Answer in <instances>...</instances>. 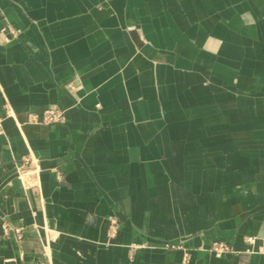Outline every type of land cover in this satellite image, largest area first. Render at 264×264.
Returning a JSON list of instances; mask_svg holds the SVG:
<instances>
[{
  "label": "crops",
  "instance_id": "1",
  "mask_svg": "<svg viewBox=\"0 0 264 264\" xmlns=\"http://www.w3.org/2000/svg\"><path fill=\"white\" fill-rule=\"evenodd\" d=\"M0 126V264H264V0H0Z\"/></svg>",
  "mask_w": 264,
  "mask_h": 264
},
{
  "label": "built area",
  "instance_id": "2",
  "mask_svg": "<svg viewBox=\"0 0 264 264\" xmlns=\"http://www.w3.org/2000/svg\"><path fill=\"white\" fill-rule=\"evenodd\" d=\"M66 121V113L61 110L57 109H50L46 110L43 114H30L28 116V123L32 125H42V126H53V125H62ZM1 126H0V134H1ZM16 170H17V176L21 184L25 188H33L37 186H33L36 184L35 181H33V178L37 180L40 176V168L38 165H36L35 162H33L31 159H25L23 162H19L16 164ZM61 180V178L59 179ZM115 224V223H114ZM11 233L14 234L16 241L18 243H21L24 241L26 234L25 230L23 229H13L8 224H5L3 226V237L8 239L11 235ZM113 234L115 235L113 230ZM213 246L208 249V252L215 253V256H226L232 252L229 245H220L219 247L217 245ZM212 253V254H213ZM221 254V255H220Z\"/></svg>",
  "mask_w": 264,
  "mask_h": 264
},
{
  "label": "rangeland",
  "instance_id": "3",
  "mask_svg": "<svg viewBox=\"0 0 264 264\" xmlns=\"http://www.w3.org/2000/svg\"><path fill=\"white\" fill-rule=\"evenodd\" d=\"M10 4H11L13 10L17 9L18 12H30V11H28V7H26L22 3H18V2H15V1L14 2L10 1ZM105 9H106L105 6L97 5L90 12H95V11L103 12V11H105ZM123 228H124V223L122 222V219H120L118 216H117V218H113L110 221H108V230H107L108 239L112 240V241L117 239L118 236L120 235V233L122 232ZM113 230H114V233H116L115 235L113 234ZM262 238L263 237H261V241L259 240L260 242H258L257 239H253V240H251L249 242V244H246V246H250L251 250L253 252L257 251L259 253H263L264 254V240H262ZM224 244L228 245L227 243H224V242H213L212 244H210V246H208V249H210L212 246H213V248H215L214 247L215 245H217L219 247L220 245H224ZM143 246L146 247V244H143ZM148 247H150V246H148ZM159 247H162L163 249L165 248V249H170V250H173V251H178V250L184 249L185 246L183 244H180V242H174V243H171L170 245L169 244L168 245H163V246L160 245ZM204 249H207V248H204ZM208 249H207V251H208ZM132 251H135V249L133 248ZM213 252H211V254ZM213 255H215V253H213ZM219 257H224V256H219Z\"/></svg>",
  "mask_w": 264,
  "mask_h": 264
},
{
  "label": "bare ground",
  "instance_id": "4",
  "mask_svg": "<svg viewBox=\"0 0 264 264\" xmlns=\"http://www.w3.org/2000/svg\"><path fill=\"white\" fill-rule=\"evenodd\" d=\"M170 210H168L169 212ZM172 211V210H171ZM161 210H157V214H160ZM175 218H177V215L173 216ZM151 219V217L149 216L148 214V211H143L142 214H141V223H142V227L146 230V225H147V222H149V220ZM54 224L52 222H50L48 224V227H47V232L48 234L50 235V242L51 244L52 243H56L60 238H61V234L57 231L54 230ZM261 241V238L258 239V242ZM134 247L136 248L137 252H138V256L140 257L139 259H141V262L144 260L143 256L145 254V251H147V248H145L143 245H142V242L141 240L140 241H137L135 242L134 244ZM258 248V247H257ZM256 249V248H255ZM67 262V260H66Z\"/></svg>",
  "mask_w": 264,
  "mask_h": 264
}]
</instances>
